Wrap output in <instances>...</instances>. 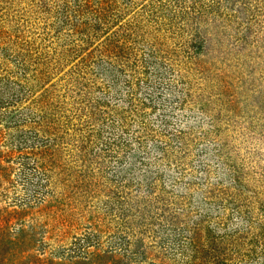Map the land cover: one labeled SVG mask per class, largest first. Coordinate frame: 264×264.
Returning a JSON list of instances; mask_svg holds the SVG:
<instances>
[{
    "label": "trees",
    "instance_id": "trees-1",
    "mask_svg": "<svg viewBox=\"0 0 264 264\" xmlns=\"http://www.w3.org/2000/svg\"><path fill=\"white\" fill-rule=\"evenodd\" d=\"M136 1L0 0V164L34 158L54 191L57 256L42 264H137L146 255L160 264H264V152L257 143L232 152L223 130L196 127L194 112L210 103L216 113L204 112L214 120H242L230 86L240 75L226 70L239 73L250 59L264 0L243 2L258 17L249 39L222 13L226 0H151L133 12ZM226 31L241 55L215 67L204 57L208 35ZM206 139L219 147L216 175L211 157L194 151ZM114 157L123 164L112 167ZM194 160L201 177L182 182ZM111 168L137 181L124 184ZM101 197L118 206L117 225L93 207ZM103 223L119 241L104 246L79 231ZM162 227L187 233L165 243ZM179 239L193 246L189 261Z\"/></svg>",
    "mask_w": 264,
    "mask_h": 264
},
{
    "label": "rangeland",
    "instance_id": "rangeland-1",
    "mask_svg": "<svg viewBox=\"0 0 264 264\" xmlns=\"http://www.w3.org/2000/svg\"><path fill=\"white\" fill-rule=\"evenodd\" d=\"M150 1L151 0L136 1V8L133 9V12L137 11L138 7H141L144 3ZM243 2L244 0L223 1L222 13H224L225 17L230 19V21L232 20L234 23H240L241 28L239 35L241 33H244V35L248 34L247 38L249 39L252 37L251 31L258 26L255 24L257 23L258 17L253 16ZM131 15L132 13L128 14L125 18L122 16V21H125ZM214 17L217 21L213 24H217L222 20V17H217L216 15ZM259 18L261 21L263 16ZM231 31L234 30L231 29ZM228 34L229 31L223 32L221 35L222 38L220 39L208 35L209 40L206 43V47H208L206 49L207 55L204 57H208V59L214 63L215 67H226L228 64H231L233 59L240 58L241 54L235 51L238 47H236V45L231 46L229 43L231 40L229 41L228 39V41H226ZM173 36L174 38L171 43L177 40L175 35ZM256 36H258L257 42L245 48V51L249 53L247 57L250 59L246 60V63L240 66L241 71L239 73H234L231 70H226L232 75H240L239 79L230 81V86L236 88L237 102L239 110L242 112V120L238 121L237 117L236 120L233 119L234 122H224L223 118L226 119V117L222 116L219 112L218 114L221 116L214 120L210 113L207 114L204 112V109L214 107L211 113H216L215 106L210 103L207 104V108L203 106L202 114L194 111L198 120L195 124L196 127L202 130V132L212 130V132L220 133V131L223 130L227 134V139L230 140L228 144L232 145V152L234 153L238 150L239 145L240 147L244 144L250 146V143H257V148H261L260 153L263 154L264 152V32L256 34ZM74 38H76L75 35L72 36V39ZM252 42L253 40H251V43ZM226 60V63L220 62H225ZM65 68L66 67H64V69ZM252 70L253 73L251 74L250 72ZM216 71L220 73L222 70L220 68V70L218 69ZM241 106L245 107L242 108ZM177 114H184L185 117L188 115L185 109L178 111ZM253 115L261 116L263 125H261L260 121L258 122L256 120L249 122L248 116ZM194 121L195 120H188V126H193ZM179 126L186 127V121L184 120ZM241 142L243 143L240 144ZM214 145V141L206 139L199 144L194 151L196 150L197 153H202L199 159L197 158L198 160L202 159V161H204V159L211 157V170L212 173L216 175L218 170L216 169L215 162L221 160V158H218L219 156L217 154L219 147L213 149ZM5 149L4 146H1L0 154ZM239 151L240 154H244L243 148H240ZM119 160V157H114L111 160V166L116 168L122 165L123 163H119ZM197 162L199 161L194 160L192 162V165H195V170H192L191 167L186 169L181 179L177 178V181L180 179L184 182L189 176L199 179L202 174L197 168L199 165ZM261 164L264 166L263 162ZM173 167L174 165L171 164L166 166L164 170L166 172L170 168L169 171L172 172ZM0 168H3V170L0 169V264H42V261L47 257H51L53 261L56 260L57 251L54 246L56 242L55 217L56 211H58V201H56V196L54 195L52 187L45 186V177L40 172V165L37 160L34 158L7 159L1 162ZM114 168L110 169L114 174V178H120L122 183L133 184L137 181V177L134 175H132L130 179H123L121 174ZM210 179H212V175ZM172 183L173 185L171 187L170 184ZM176 185V182L171 181L166 183L165 187L174 189ZM204 186L205 185H203L202 188ZM127 191L131 192V190L126 188L125 192ZM200 196H202V194H200ZM195 200L196 198H191V208L194 207L192 202ZM93 203V207L96 211L104 213L105 220L111 221L112 225L118 224L117 221H119V218L116 216L117 205L111 203L105 197L93 199ZM157 203L160 205L159 202ZM107 229H109L108 223H103L101 227H91V229L89 228L85 232H83V228L81 229L80 227L79 231L82 234H86L82 235L85 236L84 239L88 238L100 241L104 246H107L111 242L119 241L117 235L109 234V232H107L109 230ZM176 233L185 236L187 232L169 227L165 230H163L162 227L160 230V234L163 236L165 235V243L171 241L170 239L176 236ZM142 241L146 243L147 239L143 238ZM175 247L181 248V259L182 250H184V259L187 261H189L194 254L193 246L188 239H179ZM147 253L148 250H146L145 254ZM146 256L145 258L139 256L137 264H160V262L151 255Z\"/></svg>",
    "mask_w": 264,
    "mask_h": 264
}]
</instances>
